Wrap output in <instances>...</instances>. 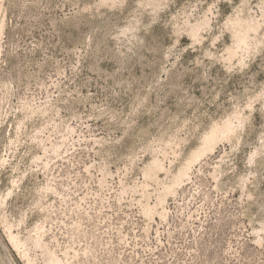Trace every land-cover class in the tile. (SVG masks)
I'll return each instance as SVG.
<instances>
[{"label": "rangeland", "instance_id": "374dc122", "mask_svg": "<svg viewBox=\"0 0 264 264\" xmlns=\"http://www.w3.org/2000/svg\"><path fill=\"white\" fill-rule=\"evenodd\" d=\"M0 264H264V0H0Z\"/></svg>", "mask_w": 264, "mask_h": 264}]
</instances>
